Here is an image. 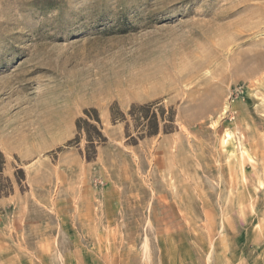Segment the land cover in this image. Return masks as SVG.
<instances>
[{"label":"rangeland","instance_id":"obj_1","mask_svg":"<svg viewBox=\"0 0 264 264\" xmlns=\"http://www.w3.org/2000/svg\"><path fill=\"white\" fill-rule=\"evenodd\" d=\"M0 149V264H264V0H0Z\"/></svg>","mask_w":264,"mask_h":264},{"label":"trees","instance_id":"obj_2","mask_svg":"<svg viewBox=\"0 0 264 264\" xmlns=\"http://www.w3.org/2000/svg\"><path fill=\"white\" fill-rule=\"evenodd\" d=\"M159 103H150L145 105H133L129 111V116L136 123V128H140V139H143L145 136H156L161 131L165 134L172 133V129L166 121L174 122L175 121V111H171L170 120L165 119V110L164 108L160 110V118L154 109L158 108ZM111 119L113 125L118 123H126V134L127 138L131 139L135 144L138 140H136L129 133L130 125L127 123V116L120 112L116 106H112L110 109ZM84 114L92 119L95 123H90L87 119L80 118L76 121V129L77 136L74 140L69 141L64 147H60L57 149V153H61L65 148L69 147H78L80 148L82 136L85 134L87 144L85 149H80V155L87 162H94L97 158V147L99 145L105 144L107 142V138L104 136L101 128L100 118L98 117V113L96 109L86 110ZM161 122L164 124L161 127ZM5 166L6 159L3 152L0 149V199L9 197L14 192V185L12 180L9 177L5 176ZM16 179L18 184H21V181L25 180L24 171L22 169L17 170Z\"/></svg>","mask_w":264,"mask_h":264},{"label":"crops","instance_id":"obj_3","mask_svg":"<svg viewBox=\"0 0 264 264\" xmlns=\"http://www.w3.org/2000/svg\"><path fill=\"white\" fill-rule=\"evenodd\" d=\"M52 151H53V148L50 149V150H48V151L45 152V153H52ZM42 154H43V153H41V154L38 153V154H36V155L30 157L28 160L21 159V161H22V163H25V161H27V162H28V161H32V160L38 159V158L40 157V155H42ZM63 158H67L66 155H65ZM63 158H61V160H62Z\"/></svg>","mask_w":264,"mask_h":264},{"label":"bare ground","instance_id":"obj_4","mask_svg":"<svg viewBox=\"0 0 264 264\" xmlns=\"http://www.w3.org/2000/svg\"><path fill=\"white\" fill-rule=\"evenodd\" d=\"M230 136V135H229ZM227 140V139H226Z\"/></svg>","mask_w":264,"mask_h":264}]
</instances>
